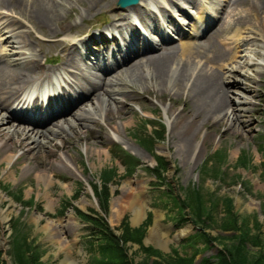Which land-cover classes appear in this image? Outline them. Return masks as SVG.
<instances>
[{
  "label": "rangeland",
  "instance_id": "374dc122",
  "mask_svg": "<svg viewBox=\"0 0 264 264\" xmlns=\"http://www.w3.org/2000/svg\"><path fill=\"white\" fill-rule=\"evenodd\" d=\"M116 1L112 7L113 12L119 11ZM197 1L202 4L201 11L209 16V9L214 7L216 0ZM260 1L241 0L239 4L230 5L227 0L225 3L222 0L221 5L226 4L223 8L215 5V13L210 9V13L216 16L208 32L215 30L226 19L227 11H231L230 14L236 22L241 19L244 21L243 26L254 28L253 31L243 33L245 35L240 42L239 56L235 57L239 63L231 64L241 67L235 73L230 72L231 65L228 64L222 69L226 83L224 87L230 103L229 111L233 108L236 114L244 115L241 119L245 125L238 127L236 124L233 128H228L225 124L217 127L212 125L208 130L213 129V132L204 140L202 137L207 126L202 128L199 137L194 141L200 152L196 158L193 155L189 163H184L172 153L171 148L167 150L166 147L172 112L182 107L185 96L180 97L179 102L172 106L171 97L166 92L155 95L145 90L139 82L132 81L129 73L123 74L122 78L125 80L122 82L126 83L125 86L117 83L108 87L114 90L110 101L121 109L122 119L114 118L109 121L103 113L98 117V123H94L89 130L93 138L88 144L94 150V155L92 153L88 156L86 140L82 138L83 130H79L78 139L70 135V142L65 148L59 147L60 139H55L52 145L46 146L53 150L50 153L46 147L39 152H36L37 149L26 152V148L32 146L33 140L24 139V146L13 149L14 157L10 165L0 162V192L4 196L0 209L5 216L4 220H0V263L18 262L10 250L13 239L19 232L28 241L33 253L39 256L42 264H60L65 256L59 249L62 245L69 247L79 264H95L94 256L98 255L100 244L98 231L84 216L94 217V213H98L116 235H120V227L124 222L130 228H136L148 220L141 240L142 245L159 250L164 257L173 256V251L176 250L183 255L194 253L196 262L202 258H209L214 262L222 244L229 245L231 236L238 235L239 232L245 236L244 247L249 254L260 250L264 252V57L262 54L252 53L255 49L264 54V43L260 34L264 28V13L259 15L257 21L247 15ZM62 5V20L77 24L83 29L90 28L87 33L94 34L98 28L107 24V15L97 8L93 7L90 13H86L73 0H62ZM66 7L71 9L68 11ZM2 11L10 13L0 9V18H3L0 21L5 20ZM168 11L186 33H190L191 21L196 22L200 14L189 4L184 9V15L176 9ZM69 13L72 14V19L67 20L66 15ZM20 19L21 29L27 32L30 24ZM240 25L234 24L229 32L219 33L218 38L230 42V37L243 27L240 28ZM6 30L8 29L3 28L2 34ZM167 30L168 35L173 33L171 29ZM33 35L34 52L41 61H48L55 51L50 45L39 47L38 41H42V36L36 31ZM77 36L79 35L74 38L77 39ZM204 36L196 39L190 36L189 39L202 40ZM152 37L156 42L157 37ZM176 37L173 33L170 36L171 41L179 44ZM215 42L224 50L218 40ZM12 44V56H16V59L21 50L18 44ZM76 45L77 55L80 57L83 49L78 40ZM229 46L233 47L232 44ZM91 60H94V56L88 55L86 64ZM45 66L50 67L49 64ZM94 71L99 74L96 69ZM112 73L113 71L109 74ZM56 75L61 80L57 72ZM244 75L250 76V80L245 79ZM169 93L172 95L173 91ZM113 99L119 102H114ZM254 107L258 109L256 112L251 115L244 114L243 111L252 110ZM146 120H150L153 126L146 125ZM111 125L116 126L117 130L114 131ZM9 128L13 130V127ZM152 129L161 134V140L154 142L149 136ZM233 129L239 132L233 133ZM37 138L38 136L33 139ZM232 150H236L234 156H231ZM96 151L102 152L99 155ZM60 157L65 160V165L60 163ZM162 162L164 164L161 165ZM38 169L46 170L51 175L52 186L47 194L44 193L43 182L37 180ZM103 181H107L104 186ZM197 195L205 203L206 212L211 213L210 219L203 222V216L200 220L203 230L213 239L205 246L201 238L193 239L190 245L185 243V239L195 231V225L189 219L188 208L182 207L184 220L177 219L181 214L178 208L181 207V202H197ZM47 196L55 202L52 209L46 208ZM141 207L144 212L135 220V208ZM231 213L241 230H225L221 227L227 221L230 223ZM59 222L64 225L63 228L56 226ZM181 230L185 232L177 235ZM249 235L252 240L257 236L262 245L251 244V239L247 238ZM124 247L132 261L142 260L143 254L137 244L127 243Z\"/></svg>",
  "mask_w": 264,
  "mask_h": 264
},
{
  "label": "bare ground",
  "instance_id": "6f19581e",
  "mask_svg": "<svg viewBox=\"0 0 264 264\" xmlns=\"http://www.w3.org/2000/svg\"><path fill=\"white\" fill-rule=\"evenodd\" d=\"M60 1L0 0V9L10 12L2 11L5 20L0 21V162L4 161L10 165L14 157L13 149L24 146V139L33 140L32 146H28L26 152L35 149L36 152L42 151L46 146L52 145L55 139H60L61 145L54 146L65 148L70 142V137H77L79 130H83L82 138L87 142L85 144L88 156L92 153L94 155V150L88 144L93 138L89 130L94 123H98V117L102 113L109 121L114 118L122 119L121 109L110 101L114 90L109 88L117 83L125 86L122 75L127 73L132 81L139 82L145 90L155 95L166 92L169 98L171 97L172 106L179 102L180 97L185 96L182 107L172 112L166 147L167 150L171 148L172 153L184 163H189L193 155L196 158L200 152L194 141L199 137L202 128L207 126L202 137L204 140L213 132V129L208 130L212 125L217 127L225 124L228 128H233L236 124L238 127L245 125L241 119L244 115L236 114L233 108L229 111L230 103L224 87L226 83L222 69L226 64L239 63L235 57L239 56L240 42L244 40L245 35L243 33L253 31L254 28L243 26L244 21L241 19L236 22L230 14L231 11H227L226 19L215 30L208 32L216 16L210 13V9L214 13L217 12L215 5L219 7L222 0L214 2V9H209V16L201 11L202 4L197 0H138L129 7L119 8L118 12H113L115 0H73L86 13H90L94 7L107 15V24L96 34L87 33L90 28L83 29L77 24L63 21L60 16L64 7L62 0ZM225 2L226 0L223 3ZM239 2L241 0H227L230 5ZM188 4L200 13L196 22L191 21L190 33L182 31L168 11L176 9L184 15ZM65 9L69 11L71 8ZM263 10L264 0H261L247 15L257 21L259 15L264 13ZM20 18L30 24L27 32L21 29ZM66 19H72V14H67ZM234 24H241L240 28L243 27L230 37V42L218 38L219 33L229 32ZM262 24L264 27V15ZM3 28L8 30L2 34ZM167 28L177 35L179 44L172 43L170 36L172 37L173 33L168 35ZM33 30L42 36V41H38L39 47L50 45L55 51L48 60L56 61L54 69L44 66L43 63L47 61H41L39 55L34 52ZM262 31L261 41L264 43V28ZM151 34L157 37V43ZM76 35H79L77 39L74 38ZM190 36L195 39L204 36V39H189ZM77 40L83 48L80 57L77 55ZM215 40L223 45L224 50ZM14 42L21 50L16 59V56H12ZM230 44L233 45L232 48ZM252 53L262 54L264 57L261 51L253 49ZM88 55L94 56V60L90 63L87 61L86 64ZM239 68L231 65L230 72L235 73ZM55 70L61 78L56 84L52 79ZM112 71L113 73L109 74ZM244 78L250 80L251 77L244 75ZM41 83L49 88L55 87V91L48 92L44 100H39L36 90L30 99L25 95L21 96L25 87L33 84L37 87ZM170 91H173L172 95ZM113 101L119 102L116 99ZM17 107L21 110L16 111ZM23 108L25 110H22ZM257 110L254 107L243 112L251 115ZM9 122L12 124H8ZM122 125L125 126L124 123ZM9 127H13V130ZM111 127L114 131L117 130L116 126ZM232 132L237 133L239 130L233 129ZM36 136L38 138L33 139ZM52 151L48 148L47 152ZM101 152L96 151V154L100 155ZM235 154L236 150H232L231 156ZM60 158V163L65 165V160ZM36 177L38 181L43 182L44 193H49L52 186L51 175L46 170L38 169ZM3 200L4 196L0 192V203ZM54 203V200L47 196L46 208L52 209ZM142 211L144 212L142 207L135 208V220ZM4 218L0 209V220ZM56 226L64 227L60 222ZM184 232L181 230L177 235ZM68 248L67 245L60 246V251L65 254L60 264H79Z\"/></svg>",
  "mask_w": 264,
  "mask_h": 264
},
{
  "label": "trees",
  "instance_id": "16d2710c",
  "mask_svg": "<svg viewBox=\"0 0 264 264\" xmlns=\"http://www.w3.org/2000/svg\"><path fill=\"white\" fill-rule=\"evenodd\" d=\"M146 125L152 127L150 120H146ZM149 136L155 141L162 139L161 134H158L155 130L149 131ZM146 141V139H143ZM263 151V166H264V147ZM164 162L161 163V165ZM163 169V168H162ZM107 181H103L102 185L104 186ZM199 195H197L198 197ZM196 203V204H195ZM205 204V203H204ZM201 199L198 197L197 202L183 201L181 202V207L179 208V213H181L177 219L179 221L184 220L183 209L188 208L190 213L189 219L195 225V231L193 234L189 235L185 239V243L190 245L191 241L195 238H201L202 243L207 245L212 241V237L208 235L203 229L204 226L201 225V218L203 222L205 219L209 218L211 213L206 212L205 206ZM207 210H209L207 208ZM88 218V221L94 224L95 230L98 231L97 238L99 239L100 244H98V255L94 256L95 264H264V252L258 251L253 253H248L249 251L244 247L245 236L239 232L237 235H232V241L229 245L222 244V248L215 255V261L211 262L209 258H202L200 261H195V254L187 255L186 253L179 254L174 250V254L167 255L164 257L159 250L152 248L151 246H143L142 238L145 232V226L148 224V220L145 221L142 225L136 228H130L127 223H123L120 227V235L114 234L105 224L103 218L98 214L94 213V217L84 215ZM210 219V218H209ZM225 230H241L240 226L237 225L234 215L231 213L230 223L227 221V224L221 225ZM248 235V233H247ZM250 238L251 244L261 246L260 239L255 236V239ZM257 239H259L257 241ZM127 243L137 244L139 251L143 254V258L139 262H134L129 258L125 250L124 245ZM184 245V244H182ZM11 255L16 256V264H42L39 260V256L36 253H33V250L30 248L28 241L24 236L20 235L19 232L17 236L13 239L12 248L10 250ZM4 264V263H0Z\"/></svg>",
  "mask_w": 264,
  "mask_h": 264
},
{
  "label": "water",
  "instance_id": "95a60500",
  "mask_svg": "<svg viewBox=\"0 0 264 264\" xmlns=\"http://www.w3.org/2000/svg\"><path fill=\"white\" fill-rule=\"evenodd\" d=\"M138 0H118V4L121 7L130 6L132 4H135Z\"/></svg>",
  "mask_w": 264,
  "mask_h": 264
}]
</instances>
